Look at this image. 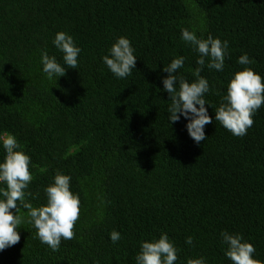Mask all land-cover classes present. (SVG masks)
<instances>
[{"label": "trees", "instance_id": "trees-1", "mask_svg": "<svg viewBox=\"0 0 264 264\" xmlns=\"http://www.w3.org/2000/svg\"><path fill=\"white\" fill-rule=\"evenodd\" d=\"M182 28L229 41L224 70L201 72L214 118L230 78L245 67L240 55L264 76V0H0V132L15 134L31 156L26 199L44 204L57 170L71 174L81 199L75 236L59 251L40 242L21 207L20 241L0 251V264H136L141 241L162 232L179 249L176 264L201 255L232 264L223 230L252 242L264 264V107L243 137L213 119L197 144L184 117L170 124L164 66L186 57L178 72L189 81L198 67ZM59 31L82 49L79 67L49 80L41 54L62 62L53 44ZM121 35L137 55L123 79L102 60ZM114 229L122 235L115 244Z\"/></svg>", "mask_w": 264, "mask_h": 264}, {"label": "clouds", "instance_id": "clouds-1", "mask_svg": "<svg viewBox=\"0 0 264 264\" xmlns=\"http://www.w3.org/2000/svg\"><path fill=\"white\" fill-rule=\"evenodd\" d=\"M181 39L198 53L194 80L189 81L178 70L185 65L186 57L176 56L165 67L167 76L163 78V89L169 93L168 119L170 124L178 122L181 117L187 120L189 136L199 144L208 137L205 126L213 119L234 136L243 137L254 124V116L264 107V76L255 71L251 65L254 59L247 53L237 58L239 65L245 66L236 71L227 83L226 93L215 108L214 118L209 115L207 105L212 106L205 96L212 91L209 81L201 75L205 67L209 70L223 71L229 56V41L208 34L198 36L195 30L181 29ZM53 44L62 53V62L47 51L41 54L42 71L49 80L58 79L66 74V68L79 67V54L82 49L74 37L65 32L56 33ZM131 40L119 36L102 57L103 63L119 79L132 75L136 68L137 55ZM0 147L4 156L0 159V251L14 246L20 241L19 226L24 217L21 207L27 210L28 220L36 229L40 242L52 251H59L62 240H71L75 236L74 227L81 211V199L78 192L71 190V174L57 170L53 181L44 188L46 202L36 207L26 196L29 184L33 180L30 171L32 163L29 153L23 150L17 136L4 130L0 132ZM14 210V211H13ZM225 256L232 264H260L255 257L256 248L241 233L223 230L220 233ZM115 244L122 239L118 230L109 233ZM194 237L189 235L185 243L193 245ZM179 249L170 239L168 233L162 232L158 238L142 240L135 256L136 264H176ZM187 264H209L204 256L189 258Z\"/></svg>", "mask_w": 264, "mask_h": 264}]
</instances>
